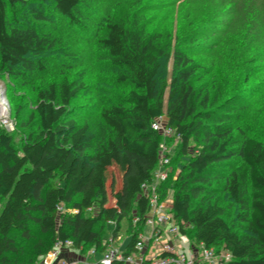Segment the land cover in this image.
<instances>
[{
	"label": "trees",
	"instance_id": "16d2710c",
	"mask_svg": "<svg viewBox=\"0 0 264 264\" xmlns=\"http://www.w3.org/2000/svg\"><path fill=\"white\" fill-rule=\"evenodd\" d=\"M32 1L0 0L2 71L42 74L60 40L42 32L39 22L59 17L86 32L105 5L52 0L51 9L38 4L28 10ZM195 1L172 2L184 7ZM126 2L125 14L107 19L98 39L118 82L128 87L126 99L102 109L106 141L94 149L90 125L72 117L85 82L68 78L41 89L29 114L17 106V134L0 125V264H38L59 239L104 255L109 234L113 241L122 236L126 219L130 236L123 254L135 253L151 211L143 185L155 180L163 142L152 123L162 115L189 157L158 188L160 200L171 195L170 213L181 233L195 246L229 251L232 259L223 264H264V81L256 80L264 70V41L255 38L253 20L248 13L215 24L207 6L209 16L189 8L178 24L165 27L163 5ZM215 25L227 28L218 43L203 46ZM165 61L170 79L162 76ZM117 163L121 180L109 175ZM225 193L240 206L237 212L223 204Z\"/></svg>",
	"mask_w": 264,
	"mask_h": 264
},
{
	"label": "rangeland",
	"instance_id": "374dc122",
	"mask_svg": "<svg viewBox=\"0 0 264 264\" xmlns=\"http://www.w3.org/2000/svg\"><path fill=\"white\" fill-rule=\"evenodd\" d=\"M42 1L34 0L29 2L27 9L31 10L38 4H41V7L46 5L47 9L52 8V0ZM101 1L105 2V5L100 8L101 12L94 17V21L89 22L88 28L85 29L86 32L81 30L76 31L67 21L59 17H53L51 21L39 22L38 25L42 32L51 34L53 38L55 37V39L60 40V42L56 43V48L46 56L48 65L45 72L37 76H29L28 72L22 75V71H24L22 68L17 72L19 74H12L10 71H6V69L4 71L0 70V117L7 114V116L14 119V133L16 131L17 134L18 131L15 119L17 106L21 105L24 112L29 114L32 109H35L36 99L41 89L47 88L53 82H59L68 78L76 80L78 83L85 82V88L73 102L72 117L77 118L81 124L88 123L90 125V129L95 137L94 149L109 137V129L101 116L102 109L114 99H126L128 87L118 82L116 72L105 59L103 50L98 45V39L106 32V25L109 22L107 19L112 18V20H115L116 17L124 15V12H126L125 7L129 6V4L126 2L127 0ZM172 1L174 0H152V2H149L156 8L163 5L159 13L160 16L164 17L165 27H170L171 24H178V21H180L183 14L189 8L193 9L190 10L194 11V13L196 11L194 8L201 9L198 14L203 18V15L209 16L210 14L205 12L208 6L211 7V16L209 17L215 24L218 22H230L234 19H243L249 13L250 19L253 20L255 25V29H253L255 38L259 42L264 41V0H196L192 5L188 3L184 7H180L178 3L175 4ZM207 12L209 11L207 10ZM199 19L202 20L201 18ZM226 28V26L215 25L213 33L204 42L202 40L201 44L203 43V46H207V44L213 45L216 42L218 43L222 37L221 32H224ZM172 75V66L165 61L162 76L170 79ZM257 79H261L262 82L264 81V70L260 69L258 71ZM262 84L260 88L263 90V95L259 100L260 102L264 100V87L262 88L264 84ZM1 107H4L7 112L3 113ZM17 119L18 123H20L21 120ZM20 139V135H18L17 142H20ZM163 143L165 144L164 147L167 150L169 149L172 161L170 167H168L169 171H171L173 176H176L189 157L188 155H182L179 138L169 137L167 140L163 139ZM118 166V163L114 165L110 169L109 175L111 177L115 173L121 180L122 172ZM222 197L223 204L226 207H231L236 212L239 210L240 206L226 193ZM168 200H171V195ZM112 202L113 199L110 200V203ZM3 205L4 202H0V212ZM124 223V233L122 234L123 249H125L129 240L128 235L130 236L129 219H126ZM236 225L240 229L238 223ZM120 250L122 251V249ZM79 251L82 256V260H79L80 263H96L95 260L89 261L93 250L87 249L83 252L79 249ZM155 251V247H153V253ZM46 257L48 258L49 254L41 259L38 264H43Z\"/></svg>",
	"mask_w": 264,
	"mask_h": 264
},
{
	"label": "built area",
	"instance_id": "2783aa9c",
	"mask_svg": "<svg viewBox=\"0 0 264 264\" xmlns=\"http://www.w3.org/2000/svg\"><path fill=\"white\" fill-rule=\"evenodd\" d=\"M1 108L3 113L7 112L4 107ZM0 125L5 127L9 132L15 130V121L7 116V114L0 117ZM152 127L162 134L164 140H167L169 137L180 139L176 129L167 124L166 118L163 115L159 116L152 123ZM164 146L165 144L162 142L159 167L155 173L154 182L143 185V193L151 202V211L146 217V228L148 230L140 234L139 240L136 243L135 253L124 256L119 248L112 246L100 261L102 264H110L114 259H124L128 264H223V261L232 259V254L227 250L223 249L217 252V250L208 248L203 243L195 246L188 235L181 233L179 226L174 221L168 208L169 200H160L158 188L162 182L167 180L169 176L168 166L171 163L169 149L167 150ZM58 210L60 212L66 211L63 205H59ZM69 211L72 213L78 212L77 209ZM138 220V217L135 218L136 222ZM110 223L115 224L114 221H110ZM165 233L171 236L167 237ZM172 236L176 237L178 243H175ZM111 242H113V238ZM73 244V241L70 239H59L49 253L52 258L49 264L79 263V261L61 258L63 250L66 247L73 248ZM153 247H155V253H153Z\"/></svg>",
	"mask_w": 264,
	"mask_h": 264
},
{
	"label": "crops",
	"instance_id": "0c3cea01",
	"mask_svg": "<svg viewBox=\"0 0 264 264\" xmlns=\"http://www.w3.org/2000/svg\"><path fill=\"white\" fill-rule=\"evenodd\" d=\"M171 207H172V199L169 200V202H168V208L170 209ZM147 230H148V228H145V231H147ZM165 236L170 237L171 235L165 233ZM112 238H113L112 234H109V238H108L109 241H111ZM172 238L174 239L175 243H178L176 237L172 236ZM127 245H128V242L126 244V247H127ZM112 246L115 247V248H120V249H122V251L121 250L120 251L124 252L126 247H125V249L122 248L123 247V236H120L117 240L111 242L109 247L111 248ZM80 253L81 252L79 251V249L66 247L63 250V252H62L61 258L67 259V260L79 261V260H82V256H81ZM103 256H104L103 254H100V253H97V252L95 253V251H94L90 255L89 261L95 260L96 262L97 261L100 262L102 260ZM51 261H52V258L49 255L48 258L46 257V259L44 260L43 264H49Z\"/></svg>",
	"mask_w": 264,
	"mask_h": 264
}]
</instances>
